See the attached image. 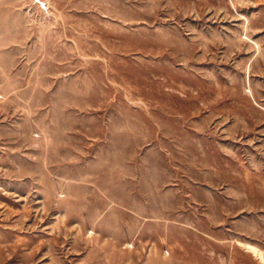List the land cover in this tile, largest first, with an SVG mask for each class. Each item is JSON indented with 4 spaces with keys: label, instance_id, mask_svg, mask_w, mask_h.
I'll return each instance as SVG.
<instances>
[{
    "label": "rangeland",
    "instance_id": "374dc122",
    "mask_svg": "<svg viewBox=\"0 0 264 264\" xmlns=\"http://www.w3.org/2000/svg\"><path fill=\"white\" fill-rule=\"evenodd\" d=\"M264 0H0V264H264Z\"/></svg>",
    "mask_w": 264,
    "mask_h": 264
},
{
    "label": "bare ground",
    "instance_id": "6f19581e",
    "mask_svg": "<svg viewBox=\"0 0 264 264\" xmlns=\"http://www.w3.org/2000/svg\"><path fill=\"white\" fill-rule=\"evenodd\" d=\"M246 248L253 253L255 256H257V258L261 259L262 261H264V256H263V252L258 250L256 247L251 246V245H245Z\"/></svg>",
    "mask_w": 264,
    "mask_h": 264
}]
</instances>
